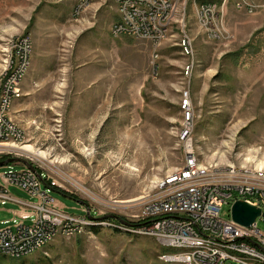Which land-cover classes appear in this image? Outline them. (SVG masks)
<instances>
[{
	"label": "rangeland",
	"instance_id": "rangeland-1",
	"mask_svg": "<svg viewBox=\"0 0 264 264\" xmlns=\"http://www.w3.org/2000/svg\"><path fill=\"white\" fill-rule=\"evenodd\" d=\"M97 1L73 19L74 0H0V83L13 58L17 62L19 49L11 54L12 47L30 38L28 68L16 83L20 98L10 114L25 139L8 145L30 146L33 153L1 147L11 151L6 156L46 170L59 191L99 218H126L158 197L159 182L185 162L179 132L189 91L195 115L190 146L199 168L264 171V0L245 13L236 11L237 0H213L218 21L212 30L226 31V43L200 32L201 0H173L171 28L154 49L145 41L114 38L115 4L106 0L91 8ZM40 15L45 29L35 30ZM47 35L69 41L68 52L53 62L45 54ZM185 38L190 52L184 51ZM51 195L65 212L82 214L72 198ZM231 205L229 199L222 206V219H230ZM20 213L17 205L0 206V229ZM109 220L93 221L70 237L59 234L24 258L0 256L1 264H179L167 259L176 250ZM257 228L264 231L262 219Z\"/></svg>",
	"mask_w": 264,
	"mask_h": 264
},
{
	"label": "built area",
	"instance_id": "built-area-1",
	"mask_svg": "<svg viewBox=\"0 0 264 264\" xmlns=\"http://www.w3.org/2000/svg\"><path fill=\"white\" fill-rule=\"evenodd\" d=\"M106 0H100L105 3ZM91 0H80L76 6L75 18L83 17L82 8ZM198 18L200 32L210 41L227 42L231 38L225 33L212 30L215 19L213 2L199 3ZM258 0H237L235 9L239 12L254 11ZM115 10L118 21L114 23V38L128 37L145 41L154 49V42L162 31L167 16L166 0H116ZM186 45L190 52L192 43ZM17 47V62L5 71L0 83V145L15 143V139H25V132L15 117H7L6 108L15 94L16 80L23 66L29 61L30 38L24 37ZM188 77L189 73L187 72ZM185 108H188L187 126L183 134V171L174 178L166 179L158 189L159 196L140 205L137 211L126 214L124 225L145 231L156 236L163 243L185 245L187 256L169 255L168 263L184 264V258H192L202 264H264V231L257 228V219L264 221V186L249 183V176L231 170L194 171L191 160L190 132L195 125L193 105L189 103V91ZM7 153V154H5ZM10 155L0 148V157ZM34 167V166H33ZM31 171L12 166L0 168V206L8 204L20 207V215L2 222L0 229V250L24 253L30 256L34 248L55 234H77L83 221L99 218L92 208L82 206V214L73 215L61 209L51 193L62 188L55 178L37 167ZM15 190L23 195L20 198L12 193ZM233 195L239 198L235 200ZM232 199L245 201L261 210L262 216L256 218L250 227H243L232 218H221V208ZM231 205V207H232ZM95 214V216L92 215ZM109 220V219H107ZM28 221V223H26ZM207 241H215L216 251H208ZM206 244V251L195 252V244ZM235 252L254 254V261H237Z\"/></svg>",
	"mask_w": 264,
	"mask_h": 264
},
{
	"label": "bare ground",
	"instance_id": "bare-ground-1",
	"mask_svg": "<svg viewBox=\"0 0 264 264\" xmlns=\"http://www.w3.org/2000/svg\"><path fill=\"white\" fill-rule=\"evenodd\" d=\"M112 1L114 2V4H116V0H112ZM79 3H80V0H74V5H73V9H72V17H73V19L78 18V17L75 18V11H76V6H78ZM90 3L91 2H89L88 5H84L83 6L82 13L90 5ZM216 6L217 5L213 4V9H216ZM173 8H174L173 0H166V10L168 11L167 12V16L165 17V22H164V25L162 26V31H161L160 35L157 37V39L154 42V46H158L161 43V41L163 40V38L165 37V35L170 30V28H171V21H172V10H173ZM198 16H200V8L198 9ZM198 24H199V22H198ZM111 28L114 29V26L111 27ZM112 35L114 37V33L113 32H112ZM183 47H184V51L187 52L188 51V47L186 45V42H184V41H183ZM11 67H12V61H11V65H10L9 68H11ZM27 68H28V61L23 66V69L21 71V75L16 80V83L23 77V75L25 74ZM183 96H184V98H183V100L181 102L182 127H181V130L179 132V140H180V143H183V134L186 131L187 116H188V108H185L184 107L185 104H186V101H187V94H186V96L185 95H183ZM19 98H20V94L18 93V91L16 89V84H15V94H13V96L10 98V100L8 102V107L6 108V115H7V117H11L10 114H11L12 105H13L14 101L17 100V99H19ZM191 134H192V130L190 132V137H191ZM19 140L20 139H15V142L16 141H19ZM5 146H8L14 152L15 151L18 152V153L22 152V154L23 153H30V154L33 153V151L30 148V146H25V147H22V148H18L16 145H0V148L1 147H5ZM192 151H191V160L193 162V170L194 171H205V170H207V169H202L201 170L199 168V166L197 164V159H196V157H195V155H194V153ZM8 152L11 153V151H8ZM184 164H185V162H184ZM258 167H260V165H258ZM234 169H235V167H234ZM182 171H183V166L180 167L179 169H177L175 171V173H172L171 175H168L165 179H163L161 182H159L157 188L159 189L165 183L166 179L174 178L176 175H179ZM240 174H242V175H248L249 176V183H252V184H261V176L260 175H264V171H260V170L253 171V170L245 169V170H241V173ZM262 185L264 186V178H262ZM94 219H88L86 221H83L82 225L78 228V231H80L83 227L95 226V224H94L93 221L104 220V218L103 219H99V220H98V218H94ZM124 227L129 228L128 229L129 231H132V232H135V233H138V234H142V235L149 236V235L146 234L145 231L138 230V229H134V228L129 227V226H124ZM58 235L59 234H55L53 236H48V238H45L41 242V244H39L38 246H36L34 248V252L33 253H35L36 251H38V250L42 249L43 247H45L46 245H48ZM62 235L70 237V236H72L74 234H72V233H65V234H62ZM149 237H152V238L158 240L159 242H161L162 244H164L167 248H170L171 250L172 249L173 250H176V253L177 254H175V255L187 256V249H186L185 245H179L177 243H163L156 236H149ZM207 248H208V251H216V243H215V241H207ZM203 251H206V244H204V243H197V244H195V252H203ZM0 256H5V257H11V258L18 259V258H24V257H26L28 255H26L24 253H16V252H8V251L0 250ZM167 259L169 260V257H167ZM235 259H237V261H254V254H252V253H245V252H235ZM184 264H202V263H200L199 261H195L192 258H184Z\"/></svg>",
	"mask_w": 264,
	"mask_h": 264
},
{
	"label": "water",
	"instance_id": "water-1",
	"mask_svg": "<svg viewBox=\"0 0 264 264\" xmlns=\"http://www.w3.org/2000/svg\"><path fill=\"white\" fill-rule=\"evenodd\" d=\"M11 164H21L24 167L28 168L31 171H35V168L33 165H31L29 162H27L24 159L13 157V158H7L3 161H0V168L6 167ZM59 192V191H55ZM68 197V196H66ZM69 198V197H68ZM74 200V199H73ZM79 205L86 207V204L81 200H75ZM262 216L261 210L257 207H254L250 205L249 203L245 201H236L233 203L231 207V218L233 222L243 226V227H250L256 220V218ZM88 217L90 219L92 218L89 213ZM111 219L116 220L124 225H129L126 221H124L121 217L117 215H108L106 217L98 218V219ZM95 220V219H94Z\"/></svg>",
	"mask_w": 264,
	"mask_h": 264
},
{
	"label": "crops",
	"instance_id": "crops-1",
	"mask_svg": "<svg viewBox=\"0 0 264 264\" xmlns=\"http://www.w3.org/2000/svg\"><path fill=\"white\" fill-rule=\"evenodd\" d=\"M264 3V2H263ZM104 3L103 2H94L92 5H91V8H94L93 6H96L98 5V7L100 8ZM263 5V4H261ZM98 9V8H97ZM237 11V10H236ZM239 13V11H237ZM87 15V14H86ZM225 19H226V23H227V26L228 28L231 27L230 23H229V20L227 19V14L225 15ZM44 25H45V21H44V16L43 15H40V17L37 19L36 21V28L35 30H37V28H44ZM45 29V28H44ZM42 29V31L44 30ZM231 30L233 28H230ZM256 29H254L255 31ZM233 31V30H232ZM235 32V33H234ZM234 34L241 40V34L237 33V29L234 30ZM238 34V35H237ZM55 36V35H54ZM54 36H50V35H47V39L46 41H49L48 44L46 45V50H45V54L47 55V53L50 54V57H51V61L53 62L54 60L56 61V57L60 56L63 57L65 55L66 52H68L67 50V47L69 48V41L67 40H64L63 37L62 38H58V37H54ZM264 39V38H263ZM66 51V52H65ZM51 62V64H52ZM51 67V65L49 66V68ZM241 74H244V73H240V75L237 76V78H242L244 77V75H241ZM43 76V75H41ZM40 76V77H41ZM243 82H247V81H243Z\"/></svg>",
	"mask_w": 264,
	"mask_h": 264
},
{
	"label": "trees",
	"instance_id": "trees-1",
	"mask_svg": "<svg viewBox=\"0 0 264 264\" xmlns=\"http://www.w3.org/2000/svg\"><path fill=\"white\" fill-rule=\"evenodd\" d=\"M203 2H213V0H201V3H203ZM213 3H214V2H213ZM7 158H9V157H7V156H2V157L0 158V161H3V160H5V159H7ZM9 166H12V165H9ZM59 192L65 194L66 196H68V197H70V198H72V199H74V200H77L73 195H69V194L64 193V192H61V191H59ZM109 221H111V220H109ZM111 222H113V224H115V225H119L118 223H116V222H114V221H111ZM94 229H97V228H95V227H91V230H94ZM114 230L118 231L117 229H114ZM2 261H3V260H2ZM2 261H0V264L2 263Z\"/></svg>",
	"mask_w": 264,
	"mask_h": 264
}]
</instances>
